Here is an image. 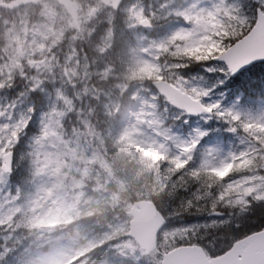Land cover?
Masks as SVG:
<instances>
[{
    "label": "rangeland",
    "instance_id": "obj_1",
    "mask_svg": "<svg viewBox=\"0 0 264 264\" xmlns=\"http://www.w3.org/2000/svg\"><path fill=\"white\" fill-rule=\"evenodd\" d=\"M154 1L128 0L119 9L118 15L132 28L133 46L121 55L118 77L95 58L109 45L106 24L115 17L95 0H88L87 16L77 14L79 32L71 22L72 42L58 31L66 21L59 19L62 8L55 1L13 16L0 12V165L14 139L25 138L12 170L24 160L31 174L29 186L19 190L0 171V244L5 218L11 223L22 201H31L33 211L41 207L45 194L51 195L47 189L53 172L70 161L100 167L113 180L112 149L115 159L139 151L140 160L202 207L194 206L187 219H171L161 231L164 235L160 233L164 243L158 242L159 249L149 256L126 236L128 224H123L120 232L127 244L121 247L131 250L132 257L99 248L90 264H159L161 254L178 242H189L201 230L228 226L251 205L264 203V169L257 163H264V99L247 107L239 98H230L222 90L229 74L213 63L228 40L250 25V13L264 0H163L164 12L159 14L151 5ZM142 19L155 29L162 27L163 33L141 35L137 29ZM42 24H49L55 35ZM13 35L18 40L10 56L4 43ZM29 43L33 48L26 50ZM165 55L169 62H161ZM190 62L198 65L193 68ZM191 68L202 73H190ZM153 79H168L200 100L211 116L190 120L173 111L145 86ZM15 87L14 93L7 91ZM33 92L41 103L33 100ZM32 116L37 130L27 138L23 131ZM114 181L123 187L119 179Z\"/></svg>",
    "mask_w": 264,
    "mask_h": 264
},
{
    "label": "clouds",
    "instance_id": "obj_2",
    "mask_svg": "<svg viewBox=\"0 0 264 264\" xmlns=\"http://www.w3.org/2000/svg\"><path fill=\"white\" fill-rule=\"evenodd\" d=\"M80 5L79 14L87 16L88 0H80ZM113 11H119V8ZM59 19L66 23L61 24L58 31L72 42L71 19L63 9H60ZM42 27L55 35L49 24H42ZM58 39L56 37L51 41L49 50ZM17 40L18 36L13 35L4 43L10 56L15 54L13 44ZM19 43L23 44V40L20 39ZM33 43L27 44L26 50H31ZM36 46L39 47L38 44ZM110 51L103 50L101 54L107 55ZM145 58H148L146 54ZM161 62H169V57L165 55ZM112 146L115 147V144ZM257 163L264 169V163ZM52 175L54 178L47 189L51 195L45 194V202L41 207L33 211L31 201H22L16 206L18 214L11 218V223L8 217L5 218L0 264H90L99 248L111 250L117 256L123 254V257L130 259L133 253L121 247V244H127V240L123 238L120 229L123 224L131 223L129 211L136 189L131 186L122 187L100 167H82L81 163L72 161ZM166 187L164 185L156 193L157 202L162 200ZM160 215L164 223H167L166 211L161 210ZM163 235L164 232H161ZM159 242L164 243L163 240Z\"/></svg>",
    "mask_w": 264,
    "mask_h": 264
},
{
    "label": "trees",
    "instance_id": "obj_3",
    "mask_svg": "<svg viewBox=\"0 0 264 264\" xmlns=\"http://www.w3.org/2000/svg\"><path fill=\"white\" fill-rule=\"evenodd\" d=\"M109 26L111 31V43L106 50L110 49L111 51L107 55L99 54L95 57L102 66V69L106 70L109 68L112 72V76L116 77V75L119 76L120 67L122 66L121 55H124L127 49L132 45L133 38L130 29L121 16L114 18ZM245 32L246 30L242 34ZM105 84H107V81L103 83V85ZM113 85L114 83L111 84V86ZM259 87H264V63L262 65L253 66L240 76L232 78L228 82V89L242 92L251 91L250 95L254 94L252 90H258ZM33 131L34 129L29 125L27 127V133L29 134ZM16 167L17 171L14 173L13 177L11 176L13 183L22 187L26 186L27 183L28 186L29 179L27 177L30 175L29 164L27 163L26 166V163L23 162ZM113 169L115 174L114 179H119L123 187L129 188L131 186L136 189L133 197L152 200L160 211H166V215H169L171 211H175L180 215L188 214L192 213V211L196 210L195 208L198 207L194 204L196 203L195 200L192 199L188 193L171 186L166 187L162 200L157 202L156 193H159L164 185L162 182H159L157 178L152 176L148 168L138 164L137 154L135 153L131 154V152H129L124 155L120 154L114 160ZM167 210H169V212H167ZM233 226L234 225H230V227L212 229V233L207 232L208 235L202 232L198 235L201 237L196 238L194 242L203 247H205L206 243L216 242L217 245L215 249L221 252L234 240L264 228V207L254 206L250 208L248 213L240 216L237 225L235 227Z\"/></svg>",
    "mask_w": 264,
    "mask_h": 264
},
{
    "label": "water",
    "instance_id": "obj_4",
    "mask_svg": "<svg viewBox=\"0 0 264 264\" xmlns=\"http://www.w3.org/2000/svg\"><path fill=\"white\" fill-rule=\"evenodd\" d=\"M40 0H16L8 8L13 9L28 3L36 4ZM103 5H111L112 9H117L122 0H99ZM63 5L68 14L74 18V12L77 6L70 0H58ZM145 28H149L147 23H142ZM264 60V16L257 12V21L250 32L239 40L235 45L228 49L218 62H224L232 74L238 73L250 64ZM152 86L163 95L167 101L173 105L184 109L191 115L200 112L195 103L189 102L181 97L178 91L163 81L152 83ZM6 167L3 170L8 171L11 162V155L5 157ZM132 217L130 223L129 236L134 238L138 245L148 254L155 246V237L163 219L156 211L154 205L147 201L137 202L129 211ZM240 256V260H237ZM162 264H264V232L248 237L232 247L229 253L223 257L207 262L197 247L179 248L164 256Z\"/></svg>",
    "mask_w": 264,
    "mask_h": 264
},
{
    "label": "snow or ice",
    "instance_id": "obj_5",
    "mask_svg": "<svg viewBox=\"0 0 264 264\" xmlns=\"http://www.w3.org/2000/svg\"><path fill=\"white\" fill-rule=\"evenodd\" d=\"M260 10H261V11H260V15H261V16H264V3H261V4H260ZM234 75H235V73H234Z\"/></svg>",
    "mask_w": 264,
    "mask_h": 264
},
{
    "label": "flooded vegetation",
    "instance_id": "obj_6",
    "mask_svg": "<svg viewBox=\"0 0 264 264\" xmlns=\"http://www.w3.org/2000/svg\"><path fill=\"white\" fill-rule=\"evenodd\" d=\"M3 4V2L0 3V7H2L1 5Z\"/></svg>",
    "mask_w": 264,
    "mask_h": 264
},
{
    "label": "bare ground",
    "instance_id": "obj_7",
    "mask_svg": "<svg viewBox=\"0 0 264 264\" xmlns=\"http://www.w3.org/2000/svg\"><path fill=\"white\" fill-rule=\"evenodd\" d=\"M140 178V177H139ZM131 181V180H130ZM190 239V238H189Z\"/></svg>",
    "mask_w": 264,
    "mask_h": 264
}]
</instances>
